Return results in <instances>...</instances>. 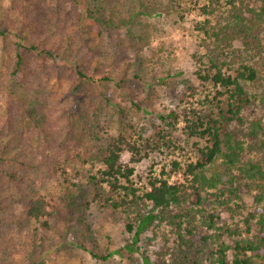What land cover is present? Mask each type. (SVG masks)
Listing matches in <instances>:
<instances>
[{"label":"trees","instance_id":"obj_1","mask_svg":"<svg viewBox=\"0 0 264 264\" xmlns=\"http://www.w3.org/2000/svg\"><path fill=\"white\" fill-rule=\"evenodd\" d=\"M129 1L115 13L103 0H16L15 14L0 16V264H46L44 252L67 243L106 261L112 252L99 251L92 232L86 234L93 204L132 234L129 264H150L148 256L132 255L135 245L142 232L164 222L176 231L173 244H163L164 264H264V0H205L197 28L204 52L192 55L203 89L185 78L174 92L192 106L187 98L203 94L201 107H184L183 117L189 136L206 145L194 141L199 156L186 167L173 160L172 172L184 182H170V172L152 176L143 191L133 185V170L120 165L126 134L104 142V127L115 121L137 131L144 147L159 141L170 147L180 116L158 114L140 125L139 111L152 113L132 96L115 104L118 119L105 104L115 88L134 80L148 87L167 83L172 68L161 49L151 47L149 32L129 26L181 6ZM87 19L93 24H84ZM95 30L107 32L108 45L91 44ZM54 80L71 86L55 91ZM127 107L138 111V121H125ZM77 122L96 129L78 137ZM95 162L103 167L79 168ZM216 206L244 215V227L220 226ZM205 221L210 234L199 226ZM225 233L238 237L230 244Z\"/></svg>","mask_w":264,"mask_h":264},{"label":"rangeland","instance_id":"obj_2","mask_svg":"<svg viewBox=\"0 0 264 264\" xmlns=\"http://www.w3.org/2000/svg\"><path fill=\"white\" fill-rule=\"evenodd\" d=\"M49 3L56 2L57 0H47ZM179 6L171 9L170 13H162L160 16H143L141 18L142 25H134L133 28L129 26L131 32H149L151 34V47L158 51L160 57H164L172 68V74L167 79V83H158L155 81V85L148 87L145 84L136 83L132 81L130 85L124 89L115 88L114 94L111 96L110 102L105 104L106 111L109 117L113 119L120 117V114L115 111V104L121 103L124 105L125 97L129 99L132 96L133 100L142 106L143 110H147L149 113L139 111L140 117L136 116L137 110L132 107H127L129 113L125 121L137 120L138 123H149V119L155 120L158 114L162 116H168L171 114H177L180 116V120L177 124V130L171 135L173 143L170 147L163 144V141H159L158 145L151 144L150 148L144 147L143 142L139 139V133L134 129L126 128L123 130L115 121L108 127H104L103 140L104 142L110 137H118L121 131L126 134L127 144L129 146L135 145L141 149L140 153H136L133 147L125 146V150L121 153L120 165L122 171L132 169L131 179L135 188L140 190L146 189L152 176H164L169 175L171 172L170 182H184L181 173L172 172L173 160H179L185 167L189 162H195L199 156L198 151L194 146V141L199 146L206 145L205 139H197L189 136L187 129V123L183 117L184 107H190L191 104L180 102L178 98H175L174 88L182 82L185 78H188L190 82L197 86L200 90L203 89V83L197 76L193 75L195 69V59L193 54L203 53L204 49L200 45V32L199 23L204 19L205 13L201 11V7L205 4V0H177ZM129 0H103V5L107 6L111 11L118 13L120 8H129ZM16 0H0V16L6 17V13L10 15L15 14L13 10ZM118 17L119 15H115ZM127 14L125 15V17ZM84 24H93L91 20H85ZM94 26V25H93ZM93 29V28H92ZM128 31V30H127ZM124 33V28H122ZM91 44L95 45H108L107 32L103 31L99 33L97 30L91 31ZM117 47H113L116 51ZM147 55H152V50L145 51ZM133 56V55H132ZM4 58L0 53V67L3 66ZM1 70V69H0ZM182 72V73H180ZM161 74V73H160ZM162 75V74H161ZM153 80V79H152ZM151 80V81H152ZM55 91L67 92L71 86L68 80H54ZM183 83V82H182ZM187 85V83H184ZM183 86V85H182ZM114 87V86H113ZM203 95V94H202ZM196 93L195 96L187 98L188 102H194L192 107H201V100L204 96ZM101 103H105L101 100ZM30 114V113H29ZM108 121V119H104ZM102 122V121H101ZM80 122L75 124L78 137L86 136L87 133H93L96 127L92 129H86ZM150 125V123H149ZM172 145H176L173 147ZM180 147H183L181 149ZM222 162V159H218L216 164ZM91 166L89 164L82 167L79 164V168L96 170L103 165L99 162H95ZM215 166V164L213 165ZM71 174H74V170L71 167L68 169ZM163 172H165L163 174ZM211 172V171H210ZM125 182V179H123ZM142 191L140 192L142 194ZM89 198L92 197L90 194ZM248 202L252 203L250 198H247ZM89 211V219L93 221L90 225L89 231L99 243V251L105 253L106 250L112 252V255L106 261L98 260L94 258L88 250H82L74 244L67 243L66 245H55L49 247L43 254L46 260V264H129L126 249L127 242H131L132 234H128L125 230V225L122 221L114 224L111 218L110 211H103L99 209L95 204L91 205ZM219 215L220 220L218 224L222 226L224 222L229 224L232 228H243V216L236 210H230L223 206H216L213 210ZM205 220V219H204ZM203 233L210 234L211 231L207 228L208 222L205 221L199 225ZM176 231L174 226L169 222H164L161 227H150L139 236V240L135 245L136 251L133 252V256H137L139 259L141 256H148L150 264H164L163 259V244L166 242L169 245L173 244L176 237ZM238 237L237 235H231L225 233L226 242L233 244V239ZM89 244V243H88ZM120 250L121 253H118ZM122 254H125L124 256ZM128 254V256L126 255ZM233 256V249H229L228 257L231 259ZM166 264H171L169 259L166 260Z\"/></svg>","mask_w":264,"mask_h":264}]
</instances>
